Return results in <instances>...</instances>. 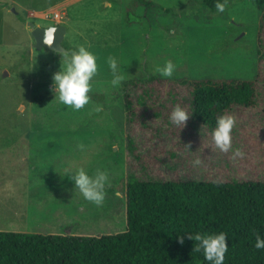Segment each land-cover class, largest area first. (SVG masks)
Instances as JSON below:
<instances>
[{
  "label": "rangeland",
  "instance_id": "rangeland-1",
  "mask_svg": "<svg viewBox=\"0 0 264 264\" xmlns=\"http://www.w3.org/2000/svg\"><path fill=\"white\" fill-rule=\"evenodd\" d=\"M0 1V230L123 231L129 171L141 178L264 180V21L256 0H228L224 12L202 0H152L150 6H136V0ZM29 21L64 24L65 51L83 44L97 54L100 71L84 108L55 99L52 77L64 51L37 49ZM109 55L125 70L118 88L110 85ZM168 59L177 65L172 77L142 81L162 77L155 67ZM178 78L257 79V107L230 112L236 116L233 147L243 148V158L233 160L231 151L225 159L211 155L216 146H204V129L189 118L182 127L170 121L176 104L191 111V83ZM124 87L133 100L129 116ZM197 157L202 163L194 166ZM80 165L109 172L102 205L85 200L68 178L66 169Z\"/></svg>",
  "mask_w": 264,
  "mask_h": 264
},
{
  "label": "trees",
  "instance_id": "trees-1",
  "mask_svg": "<svg viewBox=\"0 0 264 264\" xmlns=\"http://www.w3.org/2000/svg\"><path fill=\"white\" fill-rule=\"evenodd\" d=\"M256 1L263 22L264 0ZM215 2L202 0L213 12L217 11ZM141 4L150 6L154 1L136 0V6ZM155 79L167 80L153 75L142 81ZM177 81L191 83L189 120L204 129L199 136L206 148L212 142L211 131L218 115L242 107L256 108L260 98L256 78H178ZM128 90L131 89L123 88L127 116L134 112ZM147 91L143 94L148 99L152 94ZM191 131L186 127L183 132L189 140ZM129 149L135 153L133 140ZM211 155L225 159V152L217 147ZM126 210V227L116 233L79 235L0 230V264H211L204 259L202 251H193L195 241L189 237L197 231L228 234L224 264H264V249L254 247L257 232L264 236V180L141 178L129 171Z\"/></svg>",
  "mask_w": 264,
  "mask_h": 264
},
{
  "label": "clouds",
  "instance_id": "clouds-1",
  "mask_svg": "<svg viewBox=\"0 0 264 264\" xmlns=\"http://www.w3.org/2000/svg\"><path fill=\"white\" fill-rule=\"evenodd\" d=\"M228 0H216L215 7L218 12H224ZM57 33V25L52 24L44 29L43 42L46 45H53ZM64 61L60 69L53 74L52 89L55 99L62 105L69 106L72 110H80L92 102L89 95L93 87V78L99 73L100 66L97 63L98 57L81 44L78 48L63 52ZM108 68L111 71L110 85L118 88L126 79L125 70L117 57L109 55L106 58ZM176 64L171 60H165L162 65L157 64L155 71L162 77H172ZM102 104H95V111L100 112ZM192 113L180 104H176L170 115V121L176 126H184ZM236 125V116L230 112H223L216 117L215 127L212 128L211 136L215 146L222 152L231 151L233 160L243 158L246 153L242 147H233V129ZM81 149L85 146L79 145ZM193 165L202 163L199 157L192 161ZM68 178L87 201L96 205H102L106 196V185L109 183V172L97 167L90 172L85 166L80 165L66 169ZM190 239L195 241L193 251L203 252L204 259L211 264H224L225 254L228 252V234L225 231L191 233ZM183 242V237L180 238ZM254 247L264 249V236L259 232L256 234Z\"/></svg>",
  "mask_w": 264,
  "mask_h": 264
},
{
  "label": "water",
  "instance_id": "water-1",
  "mask_svg": "<svg viewBox=\"0 0 264 264\" xmlns=\"http://www.w3.org/2000/svg\"><path fill=\"white\" fill-rule=\"evenodd\" d=\"M0 4L2 2L0 1ZM30 26L32 27V34L35 38V47L37 49H42L44 47L50 48L55 51H65V47L63 46V40L65 38L66 32H67V26L64 24H56L57 25V33L56 37L54 40L53 45L49 46L44 44L43 42V36H44V29L49 27L50 25L47 26H40V25H35L32 21H29Z\"/></svg>",
  "mask_w": 264,
  "mask_h": 264
},
{
  "label": "crops",
  "instance_id": "crops-1",
  "mask_svg": "<svg viewBox=\"0 0 264 264\" xmlns=\"http://www.w3.org/2000/svg\"><path fill=\"white\" fill-rule=\"evenodd\" d=\"M36 198V197H35Z\"/></svg>",
  "mask_w": 264,
  "mask_h": 264
}]
</instances>
